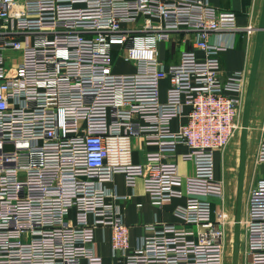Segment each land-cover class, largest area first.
Instances as JSON below:
<instances>
[{
    "label": "built area",
    "instance_id": "1",
    "mask_svg": "<svg viewBox=\"0 0 264 264\" xmlns=\"http://www.w3.org/2000/svg\"><path fill=\"white\" fill-rule=\"evenodd\" d=\"M241 30L209 0H0V264H106L96 229L111 233L113 264H224L214 156L241 128L248 78L222 75L226 46L209 38ZM180 32L193 48L166 68L159 44L179 45ZM119 60L134 70L118 73ZM179 145L191 174L179 172ZM256 158L246 264H264V119ZM118 173L132 188L141 179L156 205L182 199L178 221L144 225L132 245L124 198L106 188Z\"/></svg>",
    "mask_w": 264,
    "mask_h": 264
},
{
    "label": "crops",
    "instance_id": "2",
    "mask_svg": "<svg viewBox=\"0 0 264 264\" xmlns=\"http://www.w3.org/2000/svg\"><path fill=\"white\" fill-rule=\"evenodd\" d=\"M209 2L211 3V5L215 6L218 9L224 11H233L236 14L237 26L242 28L241 31H238L235 34L223 33L210 35V42H218L226 46V49L224 51H221L218 55L222 75L226 77L234 72L243 71L248 78L247 74H249L262 0H209ZM177 37L180 42L179 45H177L176 40H174L171 45L167 42H162L159 44V55L163 60L166 68L169 65L175 64L179 61L181 50H191L193 48L190 42V38L192 37L190 34L180 32L179 36ZM197 55L200 56L202 55V53L197 52ZM262 56L263 50L261 54L258 73H260V70L262 68ZM115 70L118 73H130L134 70V67L119 60L115 65ZM259 75L260 79H258L259 76L257 75V81L252 97L251 113L255 104L258 108L257 116L260 113L263 116L264 72L261 71V74ZM168 85V76L165 73L161 78L160 84V93L162 100H164L165 98V91ZM180 124L181 120L175 119L171 123V128L173 130H177ZM132 146L133 161H142V141L139 139H135L132 142ZM144 148L149 151H156L155 146ZM186 152H188V149L184 146L179 145L175 148L176 156L174 158L178 162L179 172L182 175L191 174L193 172L192 162L184 161L181 158V155ZM223 156L224 155L222 152H216L214 156L215 176L222 181L225 175V163ZM260 175L261 171L257 172V179H259ZM253 180L254 184L256 182V173H254L253 175ZM106 188L109 189V192L124 198L123 200L116 202V204L120 209L123 222L129 226V235L132 245L136 244L139 240V237L144 233V225L156 221L168 223H176L178 221V218L174 214V210L179 204L183 202V200L174 198L169 202H165L161 205H156L145 191L141 179H138L135 186L132 188L126 185L123 174L118 173L113 176L111 182L106 183ZM241 231L242 229L240 230V238L242 235ZM110 237L111 233L107 229L95 230V252L102 257L104 263L106 264H113L109 247ZM244 261L246 264L245 256Z\"/></svg>",
    "mask_w": 264,
    "mask_h": 264
},
{
    "label": "rangeland",
    "instance_id": "3",
    "mask_svg": "<svg viewBox=\"0 0 264 264\" xmlns=\"http://www.w3.org/2000/svg\"><path fill=\"white\" fill-rule=\"evenodd\" d=\"M262 68L258 76L260 79L261 71L264 72V47H263V56H262ZM248 75V74H247ZM259 83V81H258ZM258 108L254 104L252 113L250 114L249 124H248V138H247V155H246V168H245V177H244V188H243V198H242V208H241V217L245 216V204L246 198L249 192V188L253 185V175L256 173V182H257V172L262 171V167L259 166L256 155H257V145L258 137L261 130V125L264 119L262 114L257 116ZM264 113V112H263ZM241 129V128H240ZM240 129L231 140L229 145L222 151L225 163V175L223 178V218L221 224L225 232V244H224V264L232 263V242L234 234V214H235V204H236V184H237V175H238V154H239V136ZM261 176V175H260ZM251 178V180H250ZM252 181V182H251ZM255 182V183H256ZM217 202V200L215 201ZM241 238L239 242V262L238 264H245V233L241 231Z\"/></svg>",
    "mask_w": 264,
    "mask_h": 264
},
{
    "label": "water",
    "instance_id": "4",
    "mask_svg": "<svg viewBox=\"0 0 264 264\" xmlns=\"http://www.w3.org/2000/svg\"><path fill=\"white\" fill-rule=\"evenodd\" d=\"M264 46V0H262L260 16L256 28L255 43L251 58V64L248 74V80L245 91V98L243 104V111L241 116V129L239 136V154H238V175L236 184V204L234 216V234L232 242V263L239 262V242H240V218L244 188V177L246 168L247 155V138H248V124L251 114L252 97L257 81L258 69L261 59V54Z\"/></svg>",
    "mask_w": 264,
    "mask_h": 264
},
{
    "label": "bare ground",
    "instance_id": "5",
    "mask_svg": "<svg viewBox=\"0 0 264 264\" xmlns=\"http://www.w3.org/2000/svg\"><path fill=\"white\" fill-rule=\"evenodd\" d=\"M242 219V217L240 218V220ZM242 228L240 227V230H241Z\"/></svg>",
    "mask_w": 264,
    "mask_h": 264
}]
</instances>
